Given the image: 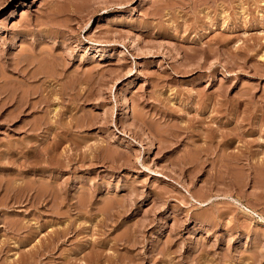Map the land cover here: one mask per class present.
<instances>
[{
	"label": "rangeland",
	"instance_id": "374dc122",
	"mask_svg": "<svg viewBox=\"0 0 264 264\" xmlns=\"http://www.w3.org/2000/svg\"><path fill=\"white\" fill-rule=\"evenodd\" d=\"M0 264H264V0H0Z\"/></svg>",
	"mask_w": 264,
	"mask_h": 264
},
{
	"label": "bare ground",
	"instance_id": "6f19581e",
	"mask_svg": "<svg viewBox=\"0 0 264 264\" xmlns=\"http://www.w3.org/2000/svg\"><path fill=\"white\" fill-rule=\"evenodd\" d=\"M29 74V73H28ZM35 75V74H34ZM30 77H32L31 75H29ZM25 79H26V77H25ZM28 80V79H27ZM246 159V158H245ZM184 160V159H183ZM230 163V162H229ZM246 167V166H245ZM232 180V179H231ZM52 203V202H51Z\"/></svg>",
	"mask_w": 264,
	"mask_h": 264
}]
</instances>
